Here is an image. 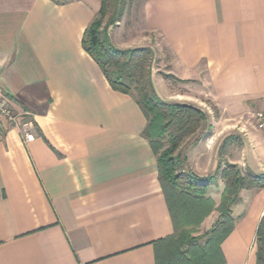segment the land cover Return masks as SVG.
Here are the masks:
<instances>
[{"label":"crops","instance_id":"1","mask_svg":"<svg viewBox=\"0 0 264 264\" xmlns=\"http://www.w3.org/2000/svg\"><path fill=\"white\" fill-rule=\"evenodd\" d=\"M100 8L99 0H0V93L34 122L27 141L1 119L0 264H157V242L175 232L145 115L83 48ZM142 10L169 74L220 111L185 147V164L197 168L188 170L203 176L229 162L264 173V129L253 118L264 111V0H144ZM121 29L108 31L116 47L155 50L149 39L138 46L122 39ZM152 79L164 101L202 108L154 69ZM229 135L242 144L220 156ZM214 186L208 196L218 205L224 180ZM240 195L220 264H257L264 188ZM214 212L203 225L213 224Z\"/></svg>","mask_w":264,"mask_h":264},{"label":"trees","instance_id":"2","mask_svg":"<svg viewBox=\"0 0 264 264\" xmlns=\"http://www.w3.org/2000/svg\"><path fill=\"white\" fill-rule=\"evenodd\" d=\"M64 4L71 0H53ZM101 8L87 26L82 45L102 69L114 90L132 96L143 111L147 124L143 135L150 141L159 167V180L173 218L175 232L156 244L157 264H220L224 261L221 245L235 227L232 208L241 201L244 189L264 188V173L243 170L238 164L220 162L212 174L198 175L186 169L185 156L176 154L188 136L195 135L208 119L202 108L183 102L164 101L157 93L152 69L155 52L150 46L121 49L110 40L108 29L116 19L106 17L112 3L116 10L125 0H99ZM124 7L120 6V19ZM117 19V20H118ZM9 100V96L5 95ZM168 145H165V138ZM200 137L194 139V142ZM241 145L239 136L229 135L221 143L219 154L231 144ZM223 179L221 201L206 195L212 185ZM219 212L205 240L192 235L190 225L198 226L213 211ZM257 264H264V215L256 233Z\"/></svg>","mask_w":264,"mask_h":264},{"label":"rangeland","instance_id":"3","mask_svg":"<svg viewBox=\"0 0 264 264\" xmlns=\"http://www.w3.org/2000/svg\"><path fill=\"white\" fill-rule=\"evenodd\" d=\"M114 2V0H112ZM143 2L144 0H125V4L120 3L119 4V9L120 6L124 7L123 13L120 17V19H118L119 16V9L116 10L115 4L112 3V5L110 6V10L108 12V15L106 17V20H108L111 16H115L116 21L110 25L108 31L109 33H112L115 28H117V26H122L123 33H122V39H127V38H131L133 39V42L138 46V45H142L144 44V42H147L148 39L149 41H151L152 45L154 46L155 50V57H154V61H153V69L155 70V72L157 73V76H161L163 77L165 80H167L170 84V87L173 91H179V92H185L191 95L192 98H194L196 96V99H192L191 102H195L196 104H199L203 110H205L208 114V119L206 121V123H204L202 125V127L199 129V131L195 134V135H191L188 136L184 139V141L182 142L181 147L176 151V154L180 153L182 154L181 156H185V147H187L188 145L192 144L194 142V139L197 138V136L201 137L204 136L206 134V132L210 131L212 129V127L214 126V124H217L216 122H218L219 116H220V111L219 109L212 103V102H201L202 98L201 95H198L197 91V86H194L192 84H183V83H178L176 82V79L169 74V67H168V55L165 52L163 45L161 44V40L160 38L154 33H151L148 31V29L144 26V22H143ZM118 19V20H117ZM118 22L121 25H117ZM112 35V34H111ZM112 37H114L112 35ZM114 40V38H113ZM116 41V39H115ZM148 41V42H149ZM133 43V44H134ZM152 69V71H153ZM157 87L159 89V91H163V89L160 87V84L157 83ZM197 91V92H196ZM161 97V96H160ZM205 108V109H204ZM17 112V111H16ZM165 145H168V138H165ZM235 146H238L236 143L234 144ZM227 151V149H226ZM186 169H190L192 171H194L196 168V165L193 164H185L184 166ZM244 171V167H241ZM215 186L213 185L211 187V189L209 188L206 195L208 196L209 193L211 194V192L216 193L215 191ZM214 216H215V220L213 222V224H206L203 225V223H201L200 225H190L188 231L194 235V236H199L201 241L205 240V233L210 231L212 229V227L214 226L219 212L217 210H215L214 212Z\"/></svg>","mask_w":264,"mask_h":264},{"label":"built area","instance_id":"4","mask_svg":"<svg viewBox=\"0 0 264 264\" xmlns=\"http://www.w3.org/2000/svg\"><path fill=\"white\" fill-rule=\"evenodd\" d=\"M2 118L14 122L15 126L24 133L27 141H32L34 139V134L31 131L32 128H34V122L23 114L15 112L10 106L9 99L0 93V125ZM253 118L255 119L258 128L264 129V111L254 112Z\"/></svg>","mask_w":264,"mask_h":264}]
</instances>
